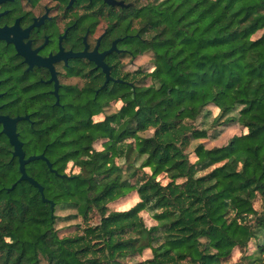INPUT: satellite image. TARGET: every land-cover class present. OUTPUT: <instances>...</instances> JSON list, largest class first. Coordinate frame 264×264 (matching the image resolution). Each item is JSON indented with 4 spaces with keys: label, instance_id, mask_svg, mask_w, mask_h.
Returning <instances> with one entry per match:
<instances>
[{
    "label": "trees",
    "instance_id": "trees-1",
    "mask_svg": "<svg viewBox=\"0 0 264 264\" xmlns=\"http://www.w3.org/2000/svg\"><path fill=\"white\" fill-rule=\"evenodd\" d=\"M132 3V55L149 53L150 69L97 93L92 78L79 99L69 87L63 109L19 125L25 156L67 175L25 166L52 212L18 182L0 132V264H237L233 250L252 242L242 263L264 264V0ZM232 125L241 132L225 144L202 141ZM130 193L133 208L111 209Z\"/></svg>",
    "mask_w": 264,
    "mask_h": 264
},
{
    "label": "flooded vegetation",
    "instance_id": "flooded-vegetation-1",
    "mask_svg": "<svg viewBox=\"0 0 264 264\" xmlns=\"http://www.w3.org/2000/svg\"><path fill=\"white\" fill-rule=\"evenodd\" d=\"M132 5V0H0V115L27 117L16 124L18 138L21 121L32 123L52 106L63 109L74 95L69 87L77 88L79 99L92 78L95 93L112 83L131 85ZM92 52H106L102 61L111 76L106 83L102 67L86 56Z\"/></svg>",
    "mask_w": 264,
    "mask_h": 264
},
{
    "label": "rangeland",
    "instance_id": "rangeland-1",
    "mask_svg": "<svg viewBox=\"0 0 264 264\" xmlns=\"http://www.w3.org/2000/svg\"><path fill=\"white\" fill-rule=\"evenodd\" d=\"M150 66H151V60H150L149 53H142V54L136 56L135 58H133V63H132L131 68H132V70H135L137 68H140L143 70H147V69L149 70ZM147 83H149V81H147ZM120 105H121V102L116 101L115 104L108 106L106 109H104V111L106 113H112ZM185 113L187 114L188 112H185ZM98 117L101 118L102 116L100 115ZM207 126H208V124H207ZM240 132L241 131H240V128L238 125H232L230 127H224L218 131L213 130L210 133V138L208 140L205 139L202 141L205 142V145L207 147L221 146V145L225 144L231 136H233L235 134L236 135L240 134ZM148 134H149V132L141 133L142 136H146ZM214 136H216V137H214ZM128 141H130V140H128ZM197 142H198V140L194 141L193 144H195ZM41 144H42V141H35L33 143V145L37 149L40 148ZM94 147L96 149H100L101 148V141L94 143ZM189 150H191V147L189 148ZM142 158H143V156H140V159H142ZM33 166H41V162H35V163H33ZM67 171L68 172H75L76 171V169L72 166L71 161L68 163ZM138 201H139V199L136 196V194L130 193V194L126 195L125 197H122L118 201L112 202L110 204V207H111V209H116V210H128L130 208H133L137 204ZM139 211H140V215L142 216L143 221L147 227L155 224V221L153 219H151L150 214L147 211H142V210H139ZM69 213H71V212H69V211H59L58 212V214L61 216L68 215ZM95 221H96V219H95ZM67 226H68V224L66 222H62V223L58 224V227H61L62 231H66L68 229ZM259 239L262 242H264V236H261ZM257 253H258V250L256 249L255 242H252V243H249V245L246 248L234 249L232 252V261L236 262L237 264H243L242 262H244V258H243L244 255L257 254ZM150 256H151V252L149 250H145L143 252V254L141 255V257L137 256L135 259L138 260L140 258H148Z\"/></svg>",
    "mask_w": 264,
    "mask_h": 264
},
{
    "label": "water",
    "instance_id": "water-1",
    "mask_svg": "<svg viewBox=\"0 0 264 264\" xmlns=\"http://www.w3.org/2000/svg\"><path fill=\"white\" fill-rule=\"evenodd\" d=\"M112 4L124 5L121 1H112ZM124 6H126V5H124ZM113 48H115L114 45L109 50H107L106 52H110L111 50H113ZM106 52H103L100 54L92 52L89 55H86V56H89L90 59L94 60L97 64V66L102 67V70L106 75L104 83L108 82L111 79V76L109 75V68L107 66H105V64L102 61V58ZM82 54H84V53H82ZM114 81L121 82L120 79H114ZM54 93L56 94V89L54 90ZM57 102H58V100H56V103ZM26 118L27 117H14V118H12V117H9L6 115H0V124L2 125L1 132L7 137L9 144L12 146V157H16L18 160V169L20 172L18 182L24 180V181L29 182L34 187H36L38 189L40 195H41L42 201L49 203L50 210L52 212L54 202L50 199H47L44 196L43 186L37 180H35L32 176H29L27 174V172L25 170V166H26V164L30 163L33 160L41 159L46 163L48 169L51 172L57 174L61 178H64L67 175L66 174H58L56 172V170L52 168L51 162L44 156L43 153L36 154V155H29L27 157L25 156V152L23 150V142L18 138V133L16 131V124L19 120L26 119Z\"/></svg>",
    "mask_w": 264,
    "mask_h": 264
}]
</instances>
